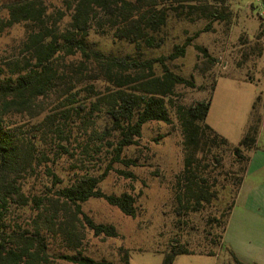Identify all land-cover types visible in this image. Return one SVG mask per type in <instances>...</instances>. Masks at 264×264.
<instances>
[{"label":"trees","instance_id":"obj_1","mask_svg":"<svg viewBox=\"0 0 264 264\" xmlns=\"http://www.w3.org/2000/svg\"><path fill=\"white\" fill-rule=\"evenodd\" d=\"M225 3L226 0H72L68 3L72 11L70 22L65 27L56 22L49 24L50 16L41 0H8L4 4L8 13L0 15L1 31L21 23H28L31 28L25 44L30 56L23 64L0 66V264H55L49 238L59 239L67 251L61 257L71 263L111 264L84 255L87 233L102 239H118L121 234L114 225L97 223L83 205L91 199H102L127 217L137 216V199L132 193L108 194L101 183L116 164L126 168L137 166V162L125 156V150L139 144L147 123H173L170 109L177 88H196V83L172 70L169 63L185 57L187 48L202 33L211 32L215 21L227 20ZM99 15L115 27L118 40L141 52L165 44L164 33L173 19L208 23L183 45L175 46L168 56H110L93 48L88 40ZM257 43L254 50L262 57L264 45ZM194 47L215 62L206 48L197 44ZM98 83L106 85L107 91L99 90ZM82 87L90 98V110L86 104H78V92H73ZM214 89L212 86L205 101L191 106L173 104L184 153V171L178 176L175 195L180 217L202 212L218 202L228 203L210 223L211 227L219 225L222 231L217 235L209 233L211 245L222 249L248 172L249 154L257 149L262 118L256 102L245 136L238 145H232L207 123ZM60 100L65 101H61V111L59 107L52 109L44 120L33 125L32 132L10 121L14 116L40 117L47 102L59 106ZM94 112L104 114L106 119L104 131L111 137L110 165L100 176L85 173L66 183L52 166L42 165L48 156L47 147L55 151L59 160L68 156L77 160V149L72 148L71 142L75 131L89 136L84 147L88 150L97 141L103 143L106 134L98 128ZM227 155H231L233 165H239L237 171L225 170ZM43 166L52 188L43 195L26 196L23 181ZM220 168L222 171L217 173ZM119 173L127 179L136 178L130 170ZM221 193L225 196L221 197ZM13 204L20 208L31 205L37 212L35 218L25 225L10 220ZM120 252L121 264H131L129 251L121 247ZM196 254L218 256L213 249L197 251L187 243H177L164 253L163 264H174L180 255ZM230 255L235 264H246L233 252Z\"/></svg>","mask_w":264,"mask_h":264},{"label":"rangeland","instance_id":"obj_2","mask_svg":"<svg viewBox=\"0 0 264 264\" xmlns=\"http://www.w3.org/2000/svg\"><path fill=\"white\" fill-rule=\"evenodd\" d=\"M41 1L50 16L49 24L56 22L62 27L68 25L72 12L68 3L72 0ZM7 2L8 0H0L2 16H7L8 12L4 8ZM225 7L227 20L215 21L211 32L202 33L187 48L185 57L169 63L172 70L187 78H193L196 83V88H177L170 109L173 123H147L139 144L125 150V156L137 162V166L126 168L116 164L114 171L101 183L102 190L108 194L132 193L137 199V216L127 217L102 199H91L84 204V211L97 223L114 225L121 234L118 239H102L87 233L84 255L98 261L121 264L120 248L123 247L130 253L131 264H163L164 253L172 245L187 243L191 249L197 251L213 249L218 256L180 255L174 264H235L230 252L246 264H264V222L259 220L263 218L261 214L264 211V52L262 57H258L254 50L257 42L264 45V0H226ZM106 21L107 18L99 15L93 23L88 39L93 48L110 56H137L143 53L146 58L168 56L175 46L183 45L208 23L207 20L191 22L173 19L164 33L165 44L155 49L144 48L141 52L136 46L118 40L114 36L115 27ZM30 28V24L21 23L0 30V66L13 62L23 64V60L30 56L25 48ZM257 37L261 39L258 41ZM195 44L206 48L215 62L195 49ZM97 85L99 90L107 91L106 85ZM212 86L215 89L207 123L232 145H238L245 136L256 102L262 118L257 143L258 155L252 163L250 160L245 178L248 184L250 182L259 186L258 196L263 202L257 205V212L254 213L243 201L237 200L238 208L228 231V241L223 243L222 249L213 248L211 245L212 237L209 233L217 235L222 231L219 225L211 227L210 223L214 216H220L228 203L218 202L202 212L180 217L176 210L175 195L178 176L184 171V153L183 135L173 104L191 106L205 101L212 92ZM76 91L78 104L84 103L90 110L91 101L84 88L74 89L73 92ZM61 101L59 106L57 103L47 102L40 117L14 116L10 117V121L15 126L22 125L24 130L32 132L33 125L44 120L52 109L59 107L61 111L62 102L65 103ZM93 116L98 128L105 133L104 114L94 112ZM105 134L103 143L97 141V145L88 150L84 147L89 136L75 131L71 142L72 148L77 149L74 152L77 160H70L69 156L59 160L55 151L47 147L48 156L42 165L52 166L66 183L76 175L85 173L100 176L111 161V148L108 146L111 137L109 132ZM85 151L90 152L86 154ZM255 151L250 152V159L254 157ZM43 167L23 181V192L26 196L43 195L52 188V180ZM224 168L226 171H237L239 165H233L231 155H227ZM120 170H130L136 178H125L119 173ZM221 171L220 168L217 173ZM223 196L225 193H221V197ZM31 205L20 208L13 204L9 210V219L24 225L29 224L37 213ZM258 211L262 213L259 214ZM49 244L50 255L55 264H74L61 257L67 251L59 243V239L49 238Z\"/></svg>","mask_w":264,"mask_h":264},{"label":"crops","instance_id":"obj_3","mask_svg":"<svg viewBox=\"0 0 264 264\" xmlns=\"http://www.w3.org/2000/svg\"><path fill=\"white\" fill-rule=\"evenodd\" d=\"M255 150H254L255 151L254 157H252L250 159L251 163L257 158V155H258L257 149H255ZM258 191H260L259 186L257 184L250 183V182L248 184L247 178H245L237 200H238V202L243 201L246 206L248 205V207H250V211H253L254 213H256L257 212L256 211L257 205L261 204L263 202L262 199L258 196L259 195ZM237 208H238V205L236 203V206H235V208L231 214L226 233L224 234L223 243L228 241V231H229L231 222L233 220V215H234L235 211L237 210ZM258 212H259V214L262 213V211H258ZM261 216L263 218H259V220H263V222H264V211H263V214H261Z\"/></svg>","mask_w":264,"mask_h":264}]
</instances>
